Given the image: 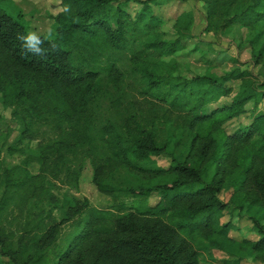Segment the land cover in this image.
<instances>
[{
    "label": "trees",
    "instance_id": "trees-1",
    "mask_svg": "<svg viewBox=\"0 0 264 264\" xmlns=\"http://www.w3.org/2000/svg\"><path fill=\"white\" fill-rule=\"evenodd\" d=\"M200 1L203 33L249 49L248 69L209 74L208 53L187 48L192 11L163 28L155 9L169 0H59L56 49L38 34L46 54H25L17 35L27 22L0 0V102L18 125L7 149L17 161L0 170V257L201 264L195 243L209 253L232 242L264 259V0ZM197 52L203 66L191 70ZM243 115L247 124L223 130ZM88 167L107 207L63 191L78 189ZM225 211L247 214L257 240L231 238L241 228L221 222Z\"/></svg>",
    "mask_w": 264,
    "mask_h": 264
},
{
    "label": "rangeland",
    "instance_id": "rangeland-1",
    "mask_svg": "<svg viewBox=\"0 0 264 264\" xmlns=\"http://www.w3.org/2000/svg\"><path fill=\"white\" fill-rule=\"evenodd\" d=\"M4 1L3 7L12 16L22 15L23 20L27 22L28 31H34L41 36L49 38V30H53L54 22L53 17L60 12L58 7L59 0H1ZM181 3L180 0H169L162 9H155L167 23L163 24V28H168L172 24L174 16L181 13L182 11H192L193 13V24L191 27V40L187 41V48L191 50L195 46L203 53H208L212 60V69L209 74L215 77L222 76L225 72L235 68L241 70L248 69L250 66V52L249 49H237L235 41H232L230 36H212L210 34L203 33L206 21V9L205 5L200 0H189ZM204 26V27H203ZM54 31V30H53ZM250 34V33H249ZM199 52L189 58L191 63L190 68L194 70L196 67H202L201 61L197 62ZM242 64V65H241ZM222 100L221 102H224ZM228 101V99H226ZM249 122L248 115H243L238 119L232 120L231 122L223 126V130L227 134H232L242 124ZM18 125L10 117V111L7 108H3L0 102V170L4 161L12 160L8 158L7 149L9 147L17 146L18 144ZM24 145L26 143H23ZM24 149V148H23ZM25 150V149H24ZM26 154H34L35 150L27 149L24 151ZM17 160H12L14 162ZM157 166L166 168L170 166L168 158H157L154 159ZM91 170L88 167L82 174V183L78 189H63L69 194L76 196L77 198H86L89 203L96 208H104L110 205V198L97 192L96 188L90 183ZM133 179V177H129ZM138 181V180H137ZM2 189L0 188V196ZM222 198L227 200L229 194L224 193ZM155 200L151 201L153 204ZM247 201L245 206H247ZM254 207L253 209H256ZM253 212L250 213V215ZM247 214H243L241 217L238 216L237 212H233L232 215L225 211L221 219V222L232 221L235 226L243 228L245 232L252 228L251 222L247 218ZM246 229V230H245ZM68 231V229L66 230ZM65 231V232H66ZM248 234V233H247ZM249 235V234H248ZM234 236L237 234L234 233ZM194 248L200 251L201 264H220L217 258H213L212 255H208V251L205 248L204 243H195ZM0 264H10L7 258L0 257Z\"/></svg>",
    "mask_w": 264,
    "mask_h": 264
},
{
    "label": "crops",
    "instance_id": "crops-1",
    "mask_svg": "<svg viewBox=\"0 0 264 264\" xmlns=\"http://www.w3.org/2000/svg\"><path fill=\"white\" fill-rule=\"evenodd\" d=\"M258 217L260 218V224L264 227V215H259ZM250 231L251 229H248L244 232L243 228H241L240 232L236 233L237 236H234V232H231L229 236L234 240H241L243 238H249L254 241L257 240V236ZM208 254L212 255L210 256L211 261H213V258H217L220 264L223 261H229L231 264H264V259L258 258L247 250L238 251L236 244L232 242H224L221 250H210Z\"/></svg>",
    "mask_w": 264,
    "mask_h": 264
},
{
    "label": "clouds",
    "instance_id": "clouds-1",
    "mask_svg": "<svg viewBox=\"0 0 264 264\" xmlns=\"http://www.w3.org/2000/svg\"><path fill=\"white\" fill-rule=\"evenodd\" d=\"M63 11L66 14L71 13V6L67 5L63 8ZM49 46L51 49H56V44L54 42V31L49 30ZM17 39L21 41L22 46L24 48L25 54L28 53H37L39 56H43L46 54V50L43 47V44L45 43L44 40L41 39V37L34 31H29L26 34H18Z\"/></svg>",
    "mask_w": 264,
    "mask_h": 264
}]
</instances>
